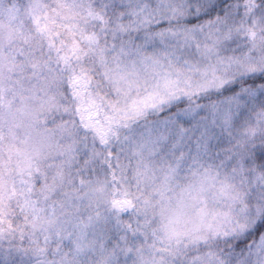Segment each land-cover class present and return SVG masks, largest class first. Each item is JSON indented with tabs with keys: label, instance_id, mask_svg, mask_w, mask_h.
<instances>
[{
	"label": "snow or ice",
	"instance_id": "obj_1",
	"mask_svg": "<svg viewBox=\"0 0 264 264\" xmlns=\"http://www.w3.org/2000/svg\"><path fill=\"white\" fill-rule=\"evenodd\" d=\"M0 264H264V0H0Z\"/></svg>",
	"mask_w": 264,
	"mask_h": 264
}]
</instances>
